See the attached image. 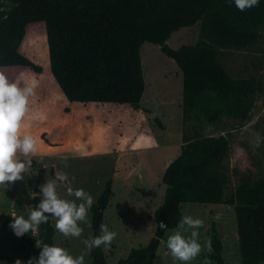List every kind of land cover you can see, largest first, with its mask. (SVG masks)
<instances>
[{"label": "trees", "instance_id": "trees-1", "mask_svg": "<svg viewBox=\"0 0 264 264\" xmlns=\"http://www.w3.org/2000/svg\"><path fill=\"white\" fill-rule=\"evenodd\" d=\"M201 22V38L177 49L167 42L182 27ZM264 25V0L251 9L238 10L230 0H0V72L12 79L24 70L42 73L40 64L23 50L29 31L47 36L51 73L65 97L83 111L80 120L105 123L122 119L126 132H135L144 111L140 105L146 84L140 48L144 42L159 44L183 73V113L231 131L242 127L259 90L250 78H235L221 63L217 47H247L259 41ZM28 79L24 76L20 79ZM136 128L125 127L126 120ZM162 125V122L155 118ZM179 156L165 169L166 193L153 214L155 233L148 243L131 249L117 264H154L167 230L177 227L183 203L236 206L242 264H264V179L243 178L235 193L225 199L230 177L224 161L230 149L226 135H184ZM53 177L55 176L52 172ZM36 180L33 207L39 202ZM113 192L108 180L91 207L92 235L100 234L105 209ZM164 221L166 229H160ZM52 217L39 226L37 238L25 233L38 256L35 241L53 244ZM208 258L227 264L220 231L213 222ZM93 264H109L103 245L87 253Z\"/></svg>", "mask_w": 264, "mask_h": 264}, {"label": "rangeland", "instance_id": "rangeland-1", "mask_svg": "<svg viewBox=\"0 0 264 264\" xmlns=\"http://www.w3.org/2000/svg\"><path fill=\"white\" fill-rule=\"evenodd\" d=\"M200 27L201 22L182 27L172 33L167 43L175 49L195 44L201 38ZM259 31L261 39L250 46L217 47L221 63L233 77L255 79L259 85L252 97L250 116L242 127L228 131L209 123L204 116L185 117L180 67L162 52L159 44L146 41L140 48L146 87L137 106L144 111V117L137 130L124 117L125 127L136 130L133 133L123 130L121 118L117 131L114 126L117 120L105 123L80 120L76 114L83 111L68 101L51 73L47 36L29 31L22 50L40 64L43 71L37 74L24 70L10 80L20 81L28 76L35 84V94L29 98V113L21 131H30L37 138L38 150L29 157L32 164L23 179L0 189V264H26L29 258L37 256L26 240L14 234L10 221L14 215L26 216L33 207L39 174L48 180L54 178L52 172H66L70 179L75 177L72 186L90 192L94 203L105 183L113 181L114 190L104 216V224L115 233L110 245L103 246L109 264H117L131 249L146 245L154 235L153 214L166 193L163 171L181 153L184 135L192 138L197 131L205 136L223 134L229 138L230 149L224 167L230 180L225 199L235 193L243 178H250L252 182L264 179V143L255 147L256 137H264V25ZM57 191L66 196L64 184L57 182ZM182 208L184 215L204 221L198 230L201 252L188 264H216L208 258L213 222L222 236L226 263L242 264L235 205L186 202ZM88 216L90 226L81 222L84 229L81 237L66 238L56 230L54 243L73 255H80L84 249L82 240L92 235L91 210ZM52 222L55 226L53 217ZM176 228L166 231L154 264H184L175 260L166 247L168 235ZM27 234L37 238L39 227ZM85 264H93L87 254Z\"/></svg>", "mask_w": 264, "mask_h": 264}, {"label": "clouds", "instance_id": "clouds-1", "mask_svg": "<svg viewBox=\"0 0 264 264\" xmlns=\"http://www.w3.org/2000/svg\"><path fill=\"white\" fill-rule=\"evenodd\" d=\"M235 7L244 11L256 7L260 0H230ZM35 94L34 82L9 80L0 72V189L7 188L11 182L23 179L27 168L31 167L29 158L38 150L37 138L30 131H21L23 121L29 113V98ZM264 143V137L257 136L255 147ZM21 157H24L22 159ZM75 177L69 178L62 170L53 179L39 185V202L31 207L27 215L12 216L10 227L16 236L35 232L39 225L47 223L49 217L55 218V228L64 237H81V222L90 226L88 213L94 203L93 195L83 188L73 187ZM57 182L66 186V196L57 191ZM71 197V198H69ZM204 221L199 217L183 215L177 228L168 235L166 247L171 256L188 264L201 252L198 230ZM160 229H166L164 221ZM191 230V231H190ZM187 234L186 233H189ZM115 233L107 224L100 225L99 235H90L82 240L84 249L80 255H73L59 244L35 241L40 249L38 256L31 257L26 264H85V255L93 248L108 247Z\"/></svg>", "mask_w": 264, "mask_h": 264}, {"label": "crops", "instance_id": "crops-1", "mask_svg": "<svg viewBox=\"0 0 264 264\" xmlns=\"http://www.w3.org/2000/svg\"><path fill=\"white\" fill-rule=\"evenodd\" d=\"M169 165V164H168ZM167 165V166H168ZM167 167H165V169H166ZM165 169H164V171H163V174H164V172H165ZM117 175V173H115V176ZM129 178H131V176H128ZM114 188V187H113ZM114 190V189H113Z\"/></svg>", "mask_w": 264, "mask_h": 264}]
</instances>
